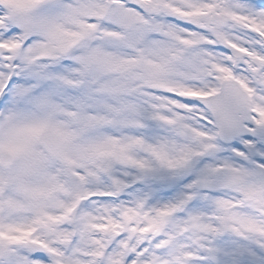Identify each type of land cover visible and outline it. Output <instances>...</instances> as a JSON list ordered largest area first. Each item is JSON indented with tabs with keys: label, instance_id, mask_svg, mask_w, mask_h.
Here are the masks:
<instances>
[{
	"label": "snow or ice",
	"instance_id": "6c2138e0",
	"mask_svg": "<svg viewBox=\"0 0 264 264\" xmlns=\"http://www.w3.org/2000/svg\"><path fill=\"white\" fill-rule=\"evenodd\" d=\"M0 264H264V0H0Z\"/></svg>",
	"mask_w": 264,
	"mask_h": 264
}]
</instances>
